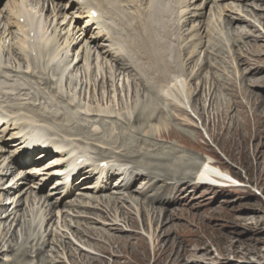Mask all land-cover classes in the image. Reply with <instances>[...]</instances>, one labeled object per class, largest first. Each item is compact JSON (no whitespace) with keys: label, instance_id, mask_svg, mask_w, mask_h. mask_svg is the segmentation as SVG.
<instances>
[{"label":"rangeland","instance_id":"rangeland-1","mask_svg":"<svg viewBox=\"0 0 264 264\" xmlns=\"http://www.w3.org/2000/svg\"><path fill=\"white\" fill-rule=\"evenodd\" d=\"M47 1L0 0V64H2L0 69V85L4 89L2 90L3 92L12 94L11 98L0 97V106L3 108L6 107L5 111L9 112L5 116L12 120L10 121L7 118V122H10V127L3 129L2 126L0 129V174L3 172L4 174L7 173V177H3V181L0 182V204H3V209H1L3 212L0 213V264H46V261H48V264H69L73 258L72 254L75 256V259L79 260L78 262H82V259L79 258L81 255L79 253H82L83 256H88L89 259L96 260L92 264H99L97 260H103L106 264H264V133L260 139L256 140L254 138L252 141L242 143L237 138L234 140L233 135L228 134L227 127L219 128L212 126L211 135L213 134V136H211L208 128L209 124H204L196 108L190 105L192 83L195 82L196 89L200 85L202 87H208L209 85L211 90L215 87V80L217 79V84L221 86L219 87L220 89L216 88L217 93L215 92L217 95L216 99H220L221 103L217 104V110L224 114H230V101L234 104L235 98L227 94L226 90L228 92L235 90L234 92L237 93L238 100L236 101L244 106L246 105L245 107L248 109L247 119L241 118L239 114L235 115L234 118H237L238 124L247 120V122H250L252 132L257 131L261 127L256 126L254 112H252V109L249 111V102L245 98L244 93L246 91L252 92L256 89L264 90V80H262V84L252 86V83L248 84V82H244L242 80V74L239 76L238 72L241 69H247V67H243V64L246 58H251L247 53L252 50L254 40L252 36L260 35L264 38V4H262L264 0H199L197 2L190 0L196 2L193 5L199 3L198 7H194L195 10L193 9V11L199 13L200 16L197 19L195 18L187 31L196 28L192 33H203L202 38L196 40V42L191 40V42L199 43L205 40L204 44L206 46V49L201 50L205 61L203 63V69L207 66L209 68L207 67V71L203 73V81L196 77L194 79L192 75L196 69L194 66L191 67L195 63L193 53H197V50L194 49V44L184 42L188 40V35L186 38L185 34L187 32H183V29L189 26V20H183V16L181 15L177 16L179 14L178 4L180 1L164 0V3L170 7L168 8V12L173 14H167V18L171 19L169 20L171 25L170 30H172L174 35L169 43L172 47L178 49L177 51L171 49L169 52L170 60L177 70H175L176 73L171 74V77L179 81L177 82L178 84H175L177 88L172 86V90L169 92L170 94L165 96L173 101L174 104L176 103L175 105L187 111V114L182 116L170 108L169 103L165 100L161 102L152 101L154 104H157L153 107L157 108L159 106L158 108H161L163 112L161 111V113L158 112L159 114H156V109H149L150 107L147 105H150L148 101L151 102L153 100L151 98L152 95L144 93V90H142L143 87L136 86V79L139 78L137 74L139 72L132 71L129 68V66H132L131 63L129 64L130 61L125 62V66H128L129 69L126 72H121V75L119 70L116 71L114 68L115 65L112 66L113 63L110 60H106L105 62H103V59L100 60V56L97 50L94 49V44H92L97 37H94V34L97 32L94 30L92 33L90 32L91 35L86 34L85 36H83L84 31L80 33V30H84V26L87 23V20H83L79 12L80 10L83 11V7L80 9L77 8L71 0V3L67 6L68 9L59 15L55 13L57 17L54 18V16H50L49 11L51 9L52 11L56 10L55 6H59L61 2H59L60 0ZM86 1L93 6L100 5L99 0ZM147 1L115 0V7L119 8L122 13L126 11V14H118L124 16V20L130 24V27L133 26L135 28L141 22L139 19H143L142 16L144 14L141 15L142 12L149 11L151 7V4ZM14 2L16 3V7L12 11ZM53 2L55 3L53 4ZM62 4L66 6L64 1ZM202 6L204 7L201 8ZM19 10L25 12L22 18L23 22H20V18H18L17 12ZM56 12L58 11L56 10ZM102 14L107 23L120 30V32L118 30L117 32L120 33L122 38L129 35L128 32L117 26L115 20L109 18L107 9L104 8ZM28 15L36 20V23L34 22L36 28H30L27 24L26 16L28 17ZM201 15H203V18H201ZM223 18L227 24L230 20L236 19L246 22L243 24H241L242 22L237 23L233 26L235 29L232 30V27L223 25ZM184 19H186V16ZM190 20H193V18ZM97 22H99L98 19ZM15 23L18 25L20 23L22 28L20 26L18 27ZM99 23V28L102 29L104 23ZM177 24L178 26H176ZM180 25L182 26L181 29L179 28ZM248 25H253L256 28L254 29ZM27 27L34 31L40 28L41 31L37 30V32L39 31L38 36L43 38L46 35L48 39H45L47 41L51 40L48 43V47L50 46V54L57 57L58 62H61L62 69L60 70L64 72L63 78L66 77L68 79L71 76V85L74 92L70 95V92L66 91L72 97L73 105H79L81 109L79 107H70L72 102L67 99L61 100L58 99V96L54 97L55 93H52V90L48 89L49 87L44 86L48 90L44 89L40 84V76H37V80H32L22 73H10L6 69L8 67L9 69L14 67L17 71H34L32 67L29 69V65H25V63H21L22 61L16 60L17 49L21 50L19 51L20 54L24 58L26 57V59L30 58L28 54L32 58H40L37 50L35 53L38 57H34L30 52L32 46L35 45L33 38L28 39L27 37V41L32 46L29 43L27 44L26 40L24 41V46L22 44L25 35L21 30L23 28L29 30ZM42 30H45L46 34ZM6 31L8 33L4 35ZM97 31L99 33L98 29ZM28 32L25 31V34ZM67 32L71 33L72 36H77V40L73 45L72 43L74 41L69 43L70 47L66 52L64 49L67 45H64L65 42L62 37H65ZM238 32L249 34L251 36L250 40L244 36H240ZM81 36L85 39L82 38L78 41ZM128 37L131 40V36ZM105 43L108 44V40ZM262 44L264 45V42ZM99 45L103 46L104 43H99ZM112 46H103V48L112 51L119 49L115 46L114 48H110ZM28 47H31L30 50H28ZM191 49L192 53H188ZM112 53L115 54L114 52ZM47 57H50V55H45L41 59L47 60ZM80 57L81 61L79 64H82V71L79 68V71L73 72L75 69H72V65L68 68L66 67L67 64L69 65L71 63L70 60L72 61ZM262 58V66L264 67V56ZM193 61L194 63L192 64ZM17 62L21 64L17 66L20 68H15L18 65ZM177 62H180L181 65H177ZM69 68L73 71H68L70 70ZM199 72L198 74H201V70ZM35 74L37 75L36 72ZM261 76L258 75L256 78L248 77V80H259ZM81 82L82 86L78 88V83ZM229 82L233 85V87L231 86L232 89L229 86L227 87ZM84 83L86 84L84 94L77 95L82 90ZM221 83L223 84L221 85ZM178 86H180V89ZM11 87L12 90L10 89ZM20 88L25 89V91L21 92ZM64 88L66 89L65 86ZM176 90L177 92L181 90L182 93L180 91L177 93ZM205 98L208 100L209 95H205ZM50 102L53 103L51 106L49 105ZM207 104L208 102H204L199 110L204 111L207 108L208 115L210 112L213 113V110L210 111L211 104ZM1 107L0 111L2 113H0V117L2 116L4 118V112L1 110ZM30 109H32V113H30ZM145 111L149 115L148 117L150 119L154 118L156 122L145 120L139 123L136 122L135 118L138 113ZM54 112L59 113L57 117L61 116L62 119L59 121L55 119L49 120L53 122L49 124L41 123V125L47 127L46 129L49 130L48 134H53L52 137H55V139H63V143H65L64 147H66V141L72 147L74 142L72 143L71 141L78 140L79 143L84 144H75L76 147L78 146L80 150L90 152L92 159L110 158L111 162L120 164H126L120 162L126 156L129 158V156L138 157V155L147 154L149 156L147 160H143L142 158L129 159L128 166L126 167H134L129 173L130 175L137 167V163L135 164L133 161L142 162L146 166L155 165L162 169L171 167L170 162H182L184 164L194 165L196 169L188 168L184 171H179L173 168L171 170L172 174L174 176L191 174L195 178V182L193 183H198L196 178H198V174L204 168L202 165L204 163L209 164V162H214V166L219 167L225 173L229 174V171H231L233 175H229L234 178L238 185L228 187L230 185L229 183L232 182L229 178L230 180L227 179V182H230L225 185V188L209 186L193 190L190 185L185 189L182 184L174 181V178L162 177L165 175L162 171L152 172L145 170V168H142V170L137 167L139 173L137 171L135 173L152 175L150 173L152 172L157 186L160 188V186L166 183L169 189H167L164 195V198L168 201L166 205L151 204V198L149 197L155 194L154 190L151 189L146 192L148 196L143 195L142 197V195L138 196L136 194L130 200L127 199L128 193L126 194L125 191L119 192L123 195L121 197L126 198L128 201L119 204V207H123L124 205L125 209L130 211L138 222V230L136 229L134 232H132L125 222H122V219L120 221L119 218H112L111 216H107L105 219L99 218L98 216L87 214L90 212L81 208V206L95 208L99 206V209L106 212L107 200L105 199L104 202H101L100 206L95 198L99 196L111 199L118 197L116 195L118 192L114 191L112 187L118 185L120 180L117 181L116 179L119 176L110 177L108 183L104 184V181L108 178L105 174H101L97 179L92 177L88 181L79 182L81 178L79 179L78 177L81 172L78 174L75 173L76 177L71 179V181L65 182L64 186V189L66 187L68 192H72V194L65 198L62 205L57 203L55 208L50 209L48 203L52 204L55 202V199H58L55 194L59 186H57L58 182L54 181V178H50L53 174V172L50 174V170L53 169L55 160H47L56 155H49L47 160L44 158V161L39 160L41 164L37 169H32L31 166H29L30 168L24 166L23 168H19V171L17 170L18 173H12L10 169L6 171V167L10 159L18 158L19 154L17 153V149L20 151L19 148H13V142H15L14 137L18 136L20 131L16 133V129H13L11 124L13 122L15 124L20 123L23 117L41 120L38 117L43 115L42 121H44L45 118H52V115L48 113ZM234 113H237V110ZM177 117H180L185 123L193 125L198 136L192 129L174 120ZM208 117L210 120L209 115ZM262 122L264 123V120ZM232 123L230 127H232ZM41 125L39 128H41ZM20 126L23 125H19L17 128L19 129ZM166 129L177 130L188 136L192 142V147L179 143L177 140L166 141L157 138V133L160 130ZM262 129L264 132V124L262 125ZM76 136H78L77 139ZM47 146H49V150L51 151L55 150V148L60 149L58 145H53V143ZM30 149V147L27 148L29 151L28 156L33 158L36 155ZM167 158L168 161L158 162L157 160L161 159L162 161ZM25 168L29 169L26 170ZM227 174L225 175L228 176ZM130 175H128L126 181H132V176ZM15 176L16 178H14ZM25 176L28 178H25ZM31 178H35V180H30ZM57 178L59 179V177ZM13 179L15 180L12 181ZM142 180L132 185L131 189L141 188V191L143 189L146 190L148 187L145 186ZM102 184L104 186H100V188L107 187L108 189L104 193H94L98 196L92 195V190ZM183 189L184 191H182L181 196L176 199L175 195H177V192ZM4 191H7V193H2ZM173 200L174 202L171 203ZM140 206H143L148 215H151L153 212L152 209L155 208V212H157L160 219L158 221L159 223L149 221L147 227H144L143 218L139 212ZM164 210H167L168 216H166L167 213ZM58 211L60 213H57ZM84 212L85 214H81ZM50 214L51 216L53 214V216L51 217ZM81 216L83 218H93L92 221H98V223L88 225L84 221H81L82 218L78 220ZM104 217H106V214ZM114 223L121 229H125L124 236L129 234L136 235L132 241L133 246L125 250L126 254H117L118 258L114 254L113 256H109L112 253L111 250H109V253L104 254L102 252L100 253L94 247L97 243L96 240H101L102 234H99L101 230L108 237L113 236L114 233L109 230ZM88 231L95 232L96 237L93 236V239H90L89 235H87ZM9 234L11 236L12 234H18V240H12L9 244H3L1 241L7 238ZM80 234L83 236L81 237ZM104 240L103 238L102 241ZM184 247L186 250L196 253V257L179 258L178 260L177 253L178 251L182 253ZM26 249L31 252H28L30 254L29 257L24 259L22 254Z\"/></svg>","mask_w":264,"mask_h":264},{"label":"bare ground","instance_id":"bare-ground-1","mask_svg":"<svg viewBox=\"0 0 264 264\" xmlns=\"http://www.w3.org/2000/svg\"><path fill=\"white\" fill-rule=\"evenodd\" d=\"M63 1L66 3V6H63V4H62ZM80 1L81 0H77V1L76 0L75 1L72 0V3L75 6H77V8L80 9V8L83 7V11L82 10H80V11L78 10V11L80 12L82 19L83 20H87V23L84 26V30H80L81 31L80 33H82L84 31L85 33H84L83 36H85L86 34L91 35L90 32L92 33V31H94V30H95V32H97L96 34H94V37H96V36L97 37H96V39L93 38L94 39V43H92V44H94V49L97 50V52H98V54L100 56L99 57L100 60L103 59V62H105L106 60H108V61L110 60V62L113 63L112 66L115 65L114 68L116 69V71L119 70L120 73L121 72H126L127 69H129V68L132 69V71L139 72V74H137V75H139V78L136 79V86L143 87L142 90H144L143 91L144 93H146V94L148 93V95L149 94L152 95L151 98L153 100H151V98H150L151 102L148 101V104H150V105H147V106L150 107L149 109L153 110V108H154L153 106L157 105L156 103L154 104L152 101L161 102V101L165 100L167 103H169V105H170L169 107L172 108L176 113H178L181 116L182 115H186L187 111L185 109H183L181 107H178L177 105H175L176 103L174 104L173 101H171L170 99H168L167 96H165V95H169L170 94L169 92L172 90V86L176 87L175 84H178L177 82H179L178 80H174V78L171 77V74H173L176 69H175V66H174L173 62L170 60L169 52H170L171 49H175L176 51L178 49L172 47V45L169 43L170 40L173 39L174 35H173L172 30H170L171 29V25H170L169 20H171V19L167 18V14L168 13L170 14V12H168V8H170L168 6V4L166 5L164 3V0H148L149 4H151V7L149 8V11L142 12L141 15L144 14V16H142L143 19H139V21H141V22H139L138 25L135 28H133V26L130 27V24L126 20H124V16H120L118 14V13H122V11H120L119 8L115 7V3H116L115 0H99L100 1V5H98V6H93L92 4L87 2L86 0H82L83 2H80ZM133 1H135V0H133ZM179 1H180V3L178 4L179 5L178 6L179 14L177 16L181 15V16H183L182 17L183 20H187V21L189 20V26L188 27L186 25H185L186 27H184V25H183V27H184L183 32H187V34H185V37L188 35V40L184 41V42L191 43L192 45L194 44L195 45L194 49L197 50V53H193V56L195 57V60H194L195 63L193 61L192 64L194 63V65H192L191 67L194 66V67H196V69L194 70V73L192 75L194 76V79L196 77V78L202 80L203 76H204L203 73H205V71H207V67H208L206 65L207 67H205L203 69V63L205 61H204V57L202 55L201 50L206 49V46L204 44L205 40L204 41H200L199 43L198 42L195 43V42H196V40L202 38L203 33H200V34H199V32L198 33H195V32L192 33L194 30H196V28L194 30L192 29L190 31H187V29L190 27V24L195 20V18L197 19V17L200 16L199 13H196V12L193 11L194 7L197 8L199 3H197V5H193V4H195L199 0H195L196 1V2L194 1L195 3L193 1H190V0H186V1L185 0H179ZM59 2H61L59 4V6H57V7L55 6V8H56V10L58 12H56V10L52 11V9L49 11L51 17L54 16V18H56L57 15H55V13H57L59 15L61 12L66 11L68 9L67 6H69V4L71 3V0H60ZM54 3L55 2H53V4ZM262 4H264V2ZM15 5H16V3L14 2V4L12 5L13 6L12 11L15 9V7H16ZM203 7L204 6H202L201 8H203ZM104 8L108 10L109 18L115 20L117 22V26L118 27H120L121 29H123L126 32H128V34H129L128 36H131V38H130L131 40L128 39L129 38L128 36L127 37L125 36L126 39H125L124 36H123L124 38H122L120 33H118V32H120V30L116 29L114 26L110 25L109 23H107L104 20L103 14H102ZM137 8H138V6H137ZM92 11H97L98 13H100V17L99 18L98 17L95 18L94 15L91 13ZM125 12L126 11H124L123 13L126 14ZM17 13H18L17 14L18 18H23L24 15H25V12L22 11V10H19ZM66 15H67V12H66ZM138 16H139V14H138ZM185 16H186V19H184ZM202 16L203 15H201V18H203ZM191 17L193 18V20H190V19H192ZM127 18H129V17H127ZM60 19H61V17H60ZM97 19L99 20V22L104 23V25L102 24L103 25L102 29L99 28L100 23L97 22ZM26 22L30 26V28H34L35 27L34 22L36 23V20L33 19V17H31L29 15H28V17L26 16ZM245 22L246 21H243V20L240 21V20L236 19V20H230V22H228V24H227V22H226V20L224 18L222 20L223 25L225 24V25H228L229 27H232L233 28L232 30L235 29L233 26H235L237 23L238 24L239 23L243 24ZM171 23H173V22H171ZM15 24H17V23H15ZM194 24H196V23H194ZM230 24H232V25H230ZM19 26L22 28L20 23H19L18 27ZM94 26H96V27L94 28ZM104 26H106L107 28L104 27ZM176 26H178V24ZM50 27H51V25H50ZM85 27H86V29H85ZM249 27H252L254 29L256 28L253 25H250ZM27 28H29V27H27ZM30 28H29V30H26L25 28H23V29L26 32H28V31L32 32V29L30 30ZM175 28H177V27H175ZM179 28L181 29L182 26L180 25ZM23 29L21 31H23V34L25 35V38L22 40L23 41L22 44L24 46V41L25 40L27 41V37H28V39H30L31 37H29L30 33L28 32V33H26L27 34L26 35L25 31ZM97 29L99 30V33H98ZM37 30L41 31L40 28L39 29H35V31H33V33L35 34V37L33 38V40L35 42L34 44L37 43L36 49L39 52V57L40 58H32L28 54L29 52L25 51V52H28L27 54L30 57L29 58L27 56L29 59H26V57L24 58L20 54L19 51H21V50H18V49L16 50V56H17L16 60L17 61H22L21 63H25V65H29V69H30V67H32V69L34 71H32V72H29V70H27V71L26 70L25 71H17L16 69H14V67H12L10 69L8 67L6 69L10 73H15V74L16 73H22L23 75L30 77L32 80L33 79L37 80V78L40 76L39 80L41 81V83L40 82L39 83L43 87L44 86H47V88L49 87L48 89L52 90V93L54 92L56 94V95L54 94V97L58 96V99H61V100L67 99V100L72 102L70 107H74V108L79 107V109H81L79 105H77V106L73 105L74 102H73L72 97L70 96L71 93L74 92L72 90V85H71V78H70L71 76L68 79L66 77L63 78V76H64L63 73L64 72H62L60 70V69H62L61 68V62L60 61L58 62L57 57H55L54 55L50 54V49H49L50 46L48 47V43H50L51 40H48L49 41L48 42L45 39V38L48 39V37H46V35H45V37H43L42 34L41 35H42V37L44 39L40 38V36H38L39 35L38 34L39 31L37 32ZM117 30H118V32H117ZM256 31H254V32H256ZM42 32H44L46 34L45 30H42ZM42 32H40V33H42ZM7 33L8 32L6 31V33L4 35H6ZM238 34H240V36H244L246 39L250 40L251 36H249V34L240 33V32H238ZM30 36H31V34H30ZM83 36H81L78 39V41H80L83 38ZM252 37L254 38L253 45H252V50L247 53L249 56H251V58H246L245 61H244V64H243V67L244 68L247 67V69H244V70L241 69L240 72H238V74H239V76H241V74H242V80L244 82H248V84L252 83V86H255V85H258V84H262V80H264V67L262 66V63H263L262 56H264V45L263 44L261 45V43L264 42V38L261 37L260 35L259 36H252ZM62 38H63V41L65 42L64 45H67V47L64 49L66 52H67V50L70 47L69 43L74 41L72 43V45H73L76 42V40H77V36H75V35L72 36L71 33H69V32H67L65 37H62ZM83 39H85V38H83ZM107 40H108V44L105 43V41H107ZM191 40H194L195 42L193 43V42H191ZM85 42H86V40H85ZM102 42L104 43L103 46H105V47H107L108 45H111V46L113 45L110 48H114V46H115V47H117L119 49H114L113 51L112 50H106V49L103 48L102 45H99V43H102ZM28 43L31 44L30 42L27 41V44ZM250 43H252V41H250ZM250 43H248V44H250ZM244 44H247V43H244ZM31 46H32V44H31ZM30 48L28 47V50H30ZM25 49H27V48H25ZM192 49L188 53H192ZM34 51H35V49H34ZM133 51H136V52H133ZM112 52H114L115 54H113ZM23 53H24V51H23ZM24 54H26V53H24ZM48 54L50 55V57H47L48 58L47 60L41 59L45 55H48ZM35 55H36V53H35ZM80 61H81V57L78 58V59L72 60V61L70 60L71 63H69V65L67 64L66 67L68 68V67H70V65H72V69L74 68L75 71L71 70V68H69L70 70H68V71L77 72V71H79V68L82 71L83 70L82 69V64H79ZM128 61H130L129 64L130 63L132 64V66L131 67L129 66V68H128V66L127 67L125 66L126 65L125 62H128ZM0 63H1V61H0ZM111 63H109V64H111ZM187 63L189 64L190 62L187 61ZM17 64L18 65H16L15 68H20V67H17V66H20L21 64L19 62H17ZM179 64L181 65L180 62H177V65H179ZM1 65L2 64H0V69H1ZM190 65H191V63H190ZM178 68L180 69V67H178ZM200 70H201V74H198V73H200L199 72ZM35 72L37 73V75L35 74ZM84 72H86V71L84 70ZM121 75H122V73H121ZM258 75H262L259 80H254L253 78H252L253 80H248V77L256 78ZM65 76H66V74H65ZM132 76H133V73H132ZM193 76H192V78H193ZM84 78H85V75H84ZM194 79H192V81H194ZM240 80H241V78H240ZM215 81H216L215 82V87H213L211 90H210V86L209 85H208V87L207 86L206 87H202L201 85L200 86L198 85L199 87H198V89H196L195 82L192 83V89H191L192 92H191V104L190 105L192 107L196 108V110L198 111V114L200 115V118L204 122V124H207V125L209 124L208 128H209L210 135H211V127L212 126H216V127H219V128L227 127L228 128V134L233 135L234 136V140L237 138V140L238 141H242V143H247L249 141H252L254 138L256 140L260 139L261 136L264 133L263 129H262V125L264 124L262 122V120H264V93H263L264 90L256 89L255 91L254 90L252 92L246 91L244 93L245 98L249 102V105H248L249 111H250V109H252V112H254L256 126L257 127L261 126L260 128L257 129V131H253L252 132V129L250 127V122H247V120H246L245 122L242 121L240 124H238L239 122L237 121V118H234L236 114L237 115L239 114L241 118H246V119L248 118L247 117L248 109L245 107L246 105L244 106L243 104H240V103L237 102L238 101L237 100V93L234 92L235 90H233L231 92L230 91L228 92L226 90L227 94H229L232 97L234 96V98H235L234 99V104H232L231 101H230L231 105L229 104L230 105L229 106V111H230L229 113L230 114H224L221 111L217 110V108H218L217 104L218 103L221 104V103H220V99H216L217 95L215 94V92H216V88H219L221 86H220V84H217V79ZM222 84L223 83H221V85ZM18 86H20V85L18 84ZM61 86H62V88H60ZM64 86L66 87V89L64 88ZM81 86H82V82L78 83V88H81ZM228 86L229 87H231V86L233 87L232 83H230V82H229V84H227V87ZM232 87H231V89H232ZM13 88H17V87H13ZM85 88H86V84L84 83L82 90L81 91L79 90L80 92H78L77 95H79V94L83 95L84 94L83 92H84ZM178 88L180 89V86H178ZM10 89L12 90V87ZM44 89H46V88L44 87ZM48 89H46V90H48ZM223 89H224V87H223ZM0 90H1L0 91V97L11 98L12 94L5 93V92L2 91V90H4L2 88V85H0ZM66 90L68 92H70V95L68 94V92ZM20 91L21 92L25 91V89H21ZM174 91H175V89H174ZM179 91H180V93H182L181 90H179ZM176 92H177V90H176ZM206 92H208V93L206 94ZM204 93H205V95H209V99L208 100L205 98ZM185 97H186V95H185ZM226 97H228V96H226ZM22 100H23V96H22ZM206 100L208 102L207 105L211 104L210 111L213 110V113H211V112L208 113V115L210 116V120H209V117L207 115V108L204 110L205 113H204L203 110L202 111L199 110L200 107L203 106L204 102L207 103ZM235 103H236V106H235ZM51 104H53V103L50 102L49 105L51 106ZM158 107L154 108V110L156 109L155 110L156 114L161 113V111L163 112V110L161 108H158ZM2 108L3 107H1V110L4 112V116H5L6 113H9L8 111L7 112L5 111L6 107L3 108V109ZM32 109H33V107H32ZM32 109L29 110L30 113H32V111H31ZM235 110H237V113H234ZM0 113H2V112L0 111ZM48 114L52 115L51 119H46L45 118V120L42 121V117L44 115L38 117V118H41V120L37 119V118L29 119L28 117H25V118L23 117V119H22V121H20V123L15 124L13 122L11 124L12 128L16 129V133H18L20 131V134L18 136L14 137L15 138L14 139L15 142H13L14 143L13 144L14 145L13 148H16V149L19 148L20 151H18V149H17V153L19 154L18 158L10 159L8 161L9 164L6 167V171H8L10 169V170H12V173L13 172H17L18 173L19 168H23L24 166H28V167L31 166L32 169H37L38 167H40V164H41L39 162V160L44 161L45 159L46 160L48 159L47 157L49 155L50 156H52V154H53V156L56 155L55 157L50 158V159L47 160V161H54L55 160V164L53 165V169L50 170V174L53 172V174L51 175L50 178H54V181L58 182L57 186L60 187V188L58 187V190H57V192L55 194V195H57L58 199H55V202H53L52 204L48 203V207L50 209L55 208L57 203H60V205H62L64 203L65 198H67L69 195L72 194V192H68L66 187L64 189L65 182L69 181V180L71 181V179L76 177L75 173L78 174V172H81V173H79L80 176L78 177L79 179L81 178L79 182L88 181V180H90L89 178H92V177L97 179V178H99V176L101 174H105V176L107 175L108 178H106V181H104V184H107L109 179H110V177L119 176V178L116 179L117 181L120 180L118 185H116V186L114 185V187H112V188H113L114 191H116L118 193L122 192V191H125L126 194L128 193L127 194L128 195L127 199H129V200L132 199V196L136 195V194L138 196L142 195V197H143V195L144 196L145 195L148 196V193H146V192L149 191L150 189L154 190L155 194H153L152 197H149V198H151L150 200H151V204L152 205L153 204L166 205L168 201H167V199L164 198V195H165V192L167 191V189H169V186L166 185V183L164 185L160 186V188H159L157 186V184H156V180L152 176L153 175L152 172L162 171L165 174L162 177L174 178V181H177L179 184H182L183 188H185V189H187V187H189L191 185L192 186L191 189H193V190L197 189V188H203V187L205 188V187H209V186L210 187H214L213 185H216V184H222V185H224V187H226L225 185L230 182V181L227 182L228 181L227 179H229L228 176L233 175V173L231 171H229L230 175L228 174V176H226L224 174V172H222L220 169H216V168L212 167L213 164H212V166H209L208 164H205L204 168L198 174V178H196L198 183H193V182H195V178L193 177V175H191V174H182L180 176H174L172 174L171 170H173V168H176L179 171H184L185 169H188V168L196 169V166H194V165H188V164H184L182 162H179V163L178 162H170V166L171 167L162 169V168H160L158 166H155V165L154 166H146V164H143L142 162H137V161H133V162H135V164L137 163V167L139 169H142V168L144 169L145 168V170H147V171H152V172H150L152 175L138 174L139 172L137 171L138 170L137 167H136L135 171L132 172V174L130 175L129 173L133 170L134 167L133 168L126 167V166H128L127 163H129L128 162L129 159L133 160V159H137V158H142L143 160H147V159H149V156L147 154L146 155L143 154V155H140V156L138 155V157H135V156H131L130 157L129 156V158L126 156L125 158L122 159V161H120L121 163H126V164L114 163L113 161L111 162L110 158H99V159L95 158V159H92V157H89L91 155L90 152H88L87 150H80V148H78V146L76 147V145H75V144H77V145L82 144L83 145L84 143H79L78 140L77 141H71L72 143L74 142V145L71 147V145L66 141V145H65L66 147H64L65 143H63L64 142L63 139H61V140L60 139L59 140L55 139V137H52L53 134H51V132H50L51 135L48 134L49 130L46 129L47 127L41 125V123L49 124L50 122L51 123L53 122V121H49V120L55 119V120L59 121V120L62 119L61 116L57 117V115L59 116V113H55L54 112V113H48ZM148 116L149 115L147 114L146 111L145 112H139L138 115L136 116L135 120L138 123L140 121H143V120L149 121V122L155 121L154 118L150 119V117H148ZM213 117H214V119H213ZM7 118L8 117H6V116L4 118L2 116L0 117V119H1V121H0V129H1L2 126H3V129H5V127H10V125H9L10 122L9 123L7 122ZM8 119H10V118H8ZM174 120H176L179 123L181 122L183 126L189 128V129H192V131H194L195 134L198 136V133L194 129L193 125L185 123L180 117H177ZM10 121H12V120L10 119ZM24 122H25V125H24ZM7 123H8V125H7ZM231 123L233 124L232 127H230ZM19 125H23V126H20V128L18 129L17 127ZM40 125H41V128H39ZM66 127H68V126H66ZM211 136H213V134ZM77 137L78 136H76V139H77ZM157 138L164 139L166 141L167 140H177L179 143H182V144H184L186 146H191L192 145L191 144L192 142L189 139V137L184 135L183 133L177 131V130H170V129L160 130L157 133ZM214 139H215V137H214ZM239 139H241V140H239ZM50 143H53V145H58V147H60V149H56L55 148V150H53V151L49 150V146H47V145H49ZM68 144H69V146H68ZM28 147H30L31 148V152L36 155L35 157L30 158L28 156V153H29V151L27 150ZM7 152H8V150H7ZM168 158L164 159L162 161H161V159H157V160H158V162H163V161H166V160L168 161ZM170 158H171V156H170ZM79 159H81L82 163L78 165L77 163H78ZM101 163H104L106 166L105 165L104 166L101 165ZM114 166H116V167H114ZM112 167H114V169H112ZM221 167H223V166H221ZM29 168H25V169L27 170ZM73 168L76 169V170L74 172H71V169H73ZM136 171L138 173H135ZM194 171H196V170H194ZM0 175L2 176V177L0 176V182L3 181V177H5V176L7 177V173L4 174V172L2 174H0ZM68 175H70V178L67 177ZM122 175H123V177H122ZM128 175L132 176V181H129V180L126 181L127 180L126 178H128ZM57 177H59V179ZM14 178H16V176ZM25 178H28V177L25 176ZM33 179L35 180V178H31L30 180H33ZM141 179H143L142 182L148 188L146 190L143 189L142 191H141V188L140 189H135V190L131 189L132 185L136 184L137 181H139ZM223 179H225L226 181L223 180ZM14 180L15 179H13L12 181H14ZM159 180H163V179H159ZM204 181L205 182L208 181V183H205ZM143 183H142V185H144ZM104 184L96 186L91 192L92 195L98 196L97 194H94V193H104L105 190L108 189L107 187L100 188V186L102 187V186H104ZM182 191H184V189L177 192V195H175L176 199L179 196H181ZM2 193L6 194L7 191H4ZM118 193L116 194V195H118V197H116V198L112 197L113 199L108 198L107 196H106L107 198H105L104 196H102V197L99 196L98 198L97 197L95 198L96 202L100 206H101V202H104L105 199L107 200L106 201L107 202V204H106L107 207H105L106 212H104V210L99 209V206L97 208L91 207V206L90 207H84V206L82 207L81 206V208L84 209L85 211L90 212V213H87V214L95 215V216H98L99 218L105 219V218H107V216H111L112 218H119L120 221L122 219V222H125L126 225L132 230V232H134L136 229L138 230V222H137L136 218L133 216V214L130 211H128L127 209H125L124 205H123V207H119V204H123L124 202H128V201H127L126 198L121 197L122 194L119 193L120 194L119 195ZM146 198H148V197H146ZM99 202H100V204H99ZM173 202H174V200L171 203H173ZM110 203H112V204H110ZM77 208H79V207H77ZM138 208H139V205H138ZM1 209H3V204H0V213L3 212V210H1ZM98 210H100V211H98ZM125 210H127V211H125ZM152 210H153L152 214L148 215V213H146V211L144 210L143 206H140L139 212H140V214H141V216L143 218L144 227H147L149 221L154 222V223H159L158 221L160 219L158 217L157 212H155V208L152 209ZM164 211L167 213L166 216H168L167 210H164ZM57 213H60V212L58 211ZM81 214H85V212L81 213ZM103 214L104 215L106 214V217H104ZM50 216H51V214H50ZM52 216H53V214H52ZM63 219H66V218H63ZM79 219H81V221H84L88 225L97 224L98 223V221H92L93 218H83L81 216L80 218H78V220ZM50 220H51V218H50ZM64 223H65V221H64ZM95 230H98V229H95ZM124 230L125 229H121L115 223H114V225H111L110 230H109L112 233H114L115 235L113 234V236L108 237V235L104 234V232L101 230L100 233H99V234H102V237L100 235L101 240L100 241H99V239L96 240L97 243L94 245V247L97 248L100 251V253L102 252L104 254L109 253V250H111L112 253H110L109 256L110 255L113 256V254H114L117 258H118L117 254H120V255H122V253L126 254L125 250L130 249L133 246L132 241L135 239L134 237L136 235L134 236L133 234H129V235L124 236V233H125ZM77 231H79V230H77ZM77 231H76V233H77ZM79 233H80V231H79ZM95 234L96 233L93 232V231H88L87 235H89L90 239H93L92 237L95 236ZM17 236H18V234H12V236H11V234H9L8 237L3 239V241H1V242L3 244L4 243L9 244V242H11L12 240L17 241L18 238H19ZM82 236L83 235H81V237ZM103 238L105 239L104 241H102ZM137 240H140V239H137ZM142 246H144V245H142ZM41 250H43V249H41ZM155 250H157V249H155ZM35 251H37V250H35ZM206 251H207V249H206ZM28 252H31V251L27 250V249L23 251L22 256H23L24 259L29 257L30 254H28ZM79 254H81L79 258L82 259V262H78L79 260L75 259V256L72 254L73 258L70 260L71 264H92V262L94 263L96 261V260H94L92 258L89 259L88 256L86 257V255L83 256L82 253H79ZM131 254H132V252H131ZM195 254L196 253H192V252L186 250L185 247H184L182 253L180 251H178L177 259L179 260V258L180 259H185L186 257H189V258L190 257H196ZM128 255H129V253H128ZM97 263L106 264L105 261H103V260H97ZM46 264H48V261H46Z\"/></svg>","mask_w":264,"mask_h":264}]
</instances>
